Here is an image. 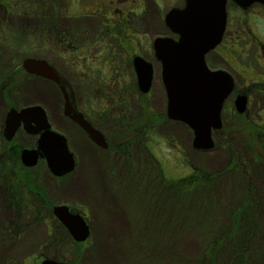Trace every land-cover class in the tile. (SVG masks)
<instances>
[{
	"label": "rangeland",
	"instance_id": "1",
	"mask_svg": "<svg viewBox=\"0 0 264 264\" xmlns=\"http://www.w3.org/2000/svg\"><path fill=\"white\" fill-rule=\"evenodd\" d=\"M18 1L19 8H15L16 3L0 0V89L2 84L6 88L16 85L17 89L23 84L18 91L12 92L10 99L13 104L32 107L30 104L36 103L45 109L52 129L63 134L78 162L74 173L65 182L53 184L46 180V201L21 190L24 193L20 195V215H16L14 210L0 209V248H3L0 249V264H39L43 259L63 260L67 264H193L203 253L208 254L205 251L207 245L213 243L217 246L218 241L226 242L222 240L225 234L221 233L231 231L238 232V235H233L235 237L231 244L222 250L231 249V252L227 251L229 256L218 251L214 263L264 264V167L258 163L262 151L257 148L253 152L249 151L246 148L247 137L242 131L222 135L213 134V131L211 150L194 149L190 129L179 122L158 116L163 112L165 98L157 64H154L148 103H144V96L138 102L136 94L129 89L131 78L126 65L130 56L115 41L106 38L105 42L109 46L106 49L108 57L104 58L105 66L108 67L107 79L114 82L109 85L110 89L115 91L114 84L118 82L121 83L118 86L121 91V79L127 81L125 107L128 114L137 120L136 133L132 134L147 149L141 150L139 143L136 146L129 142L126 147L131 153L126 158L129 162L121 154L126 150L120 147L105 156L99 167H91L86 155L87 147H80L75 142L70 124L57 112L55 114L52 105L40 93L26 92L32 82L38 85L39 82L32 78L21 82L23 76L17 75L14 78L12 68L18 71L22 61L27 58L43 59L53 64L77 92L84 93L90 85L78 82L69 66L71 63L61 54L67 47L58 45L64 37L69 39L70 48L72 36L77 45L83 43L85 37H99L102 22L99 18L94 19L90 29L83 35L82 32L90 22L86 26L81 21L72 24L73 0H34L40 8L29 4L23 10L20 7L22 0ZM139 1L145 7L144 12L150 15L152 23L157 14L164 17L173 7L184 6V0ZM50 2L59 8H49ZM95 3L103 5L101 0H79V11H92ZM119 7L121 10L125 8L122 5ZM252 10L245 13L227 0V25L230 22L233 25L229 26L224 42L232 44L233 49L226 51L222 47L209 52L205 58L209 67L227 71L238 86L245 84L244 80L251 77L248 75L250 72L258 75L264 72V57L260 52V47L264 46V8L255 7ZM140 18H131L130 21L143 24ZM47 27L51 33L55 30L53 35L40 33ZM139 31H143V28ZM230 32H234L232 38ZM149 33L150 36H138L137 45H134L136 54L146 60L152 58V43L154 38H160L156 35H167L165 28L159 25L149 28ZM128 43L120 42L128 53H132L133 50L127 48ZM93 52L94 56H98V52ZM257 81L264 82V79L259 78ZM95 82L93 75L90 84L100 87ZM3 96L0 93V120L11 109L10 102ZM230 106L228 103L227 111ZM248 107L251 122L264 128V121L257 120L256 116L264 115V99L262 102L256 99ZM151 114H157L156 131L144 135L139 131L143 128L144 120L147 121ZM238 120L240 123L242 118ZM102 128L110 139L106 127ZM123 134L128 135V131ZM116 137L114 148L119 144L118 141H122L120 134ZM147 157L149 161L145 163ZM198 175L205 180L199 181V188L208 181L210 183L206 186L213 184L209 194L202 191L190 195L189 191H179L172 185L184 179L198 178ZM62 204L80 212L81 217L85 218L89 227V236L85 242L75 243L66 229L53 218L51 208ZM216 205L222 209L221 218L216 216L221 221L218 225L216 219H212L214 213L217 215L219 212ZM235 216L237 222L232 219ZM14 226L20 227L19 234ZM212 227L216 228L218 234L210 238L212 243H208L210 241L207 236ZM239 240L245 243L248 240L250 252L246 258L241 256L243 249L236 252L235 245ZM257 249H260V255L254 254ZM207 258L212 261L211 257Z\"/></svg>",
	"mask_w": 264,
	"mask_h": 264
},
{
	"label": "flooded vegetation",
	"instance_id": "2",
	"mask_svg": "<svg viewBox=\"0 0 264 264\" xmlns=\"http://www.w3.org/2000/svg\"><path fill=\"white\" fill-rule=\"evenodd\" d=\"M55 0H52L54 2ZM103 2V5L101 4H93L92 11H88L87 9L84 11H79V0H73L72 2V24H75V21H80L84 26H86L89 22V26H86V30H84L82 33L85 35L84 32H87V29H90L93 20L96 18H99L101 20V32H99V37H95L92 39H88L85 37L83 40V43L77 45L75 41H73L72 36V48H70L69 39L67 37H64L59 43V47H67L66 49H63V53L61 52L63 58H67V61L71 64H69L70 67H72V74L77 78L79 83H87V85H90L88 88H85V92H77L75 88L69 85L68 81L61 76V74L55 69L53 64L48 63L47 61L35 58L37 60H43L47 64H49L50 67L55 71L56 74H58L65 82L68 88V91L72 95V104L73 109L76 113H78L82 119L88 124L94 131L97 132V134H100L102 137L101 145L97 144V141L90 138L88 134H86L83 129L77 125L74 121H71L68 117L64 115V98L63 94L60 90V88L57 85H54L51 81H48L44 78L37 77L34 75H30L25 73L21 67L18 69V71H14L12 68V72L14 73V78L17 77V75H22L20 80L23 82L27 78H32L31 80L39 82V85L35 82H32L31 87L26 88V92H38L41 94L42 98H44L46 101L49 102V104L52 105L53 111L57 112V114L61 115L63 120L67 121L71 128H72V137L75 138V142L79 144L80 147H87L86 155L88 159V164L92 167H99V164L102 163V159L106 158L110 153L116 152V149L123 148V150H126V147L129 145V142H133V144L137 143L140 144L139 148L142 150H146V146L142 144V141H138V138L135 136V134H132V132L136 133L135 125H136V118H132L130 114H128L126 107H125V98L126 97V90H125V84L127 81H125V78L121 79L122 81V88L121 91L119 90V84L121 83H115L114 84V90L111 91L110 86L114 82L109 81L110 79H107L108 77V67L105 66V57H108L106 54V49L109 47L106 44V38H109L113 41H115L118 45V47L121 50H125V52L130 56L128 63L126 65V70L129 73V76L131 78L129 82V89L131 93L136 94L135 99L140 102L141 96H144V103H148L147 100H149L150 91L152 87V82L154 78V72L155 67L154 64H157L158 71H159V78L161 79V66L160 63L155 59L154 51L151 46L150 55L152 56L151 59L146 60L144 57L136 54L134 47L136 44V39H138V36L140 37L141 34L145 35H151L149 33V28L154 27L156 25H159L163 28H165L167 35H156L164 38H170L176 40L177 36L174 35L170 29L165 25L164 23V17L160 14H157L154 18V23L150 20V15L146 12H144V5L139 0H101ZM17 3L18 0H11L10 3ZM36 2V3H35ZM50 2L49 8H59V6L55 3ZM94 3V2H93ZM32 5H35L37 8L39 7V4L37 5V1L34 0H22L21 7L28 8ZM119 5H122L124 10H121ZM255 7L264 8V6L259 4H254L251 7L247 9H240L239 10L243 12L253 11L252 9ZM227 14V12H226ZM225 14V15H226ZM140 17V20L143 22V24H134L133 20L131 18ZM92 21V22H91ZM227 15H226V25L225 29L222 35V39L219 45L216 46L214 50H217L219 48H224L226 51H232L233 45H227L225 41V37L229 31V26H232L233 24L230 22L229 25H227ZM142 25V26H141ZM143 28V31H139L140 28ZM139 28V30H138ZM228 29V30H227ZM45 33L46 36L53 35L55 30L53 32H50L49 27L44 28L40 33ZM72 30V35H73ZM43 35V34H42ZM230 38L234 36V32H230ZM55 36V35H54ZM155 40V38H154ZM121 41H128L127 48L132 49L128 53L127 49H125L123 46H121ZM96 42V43H95ZM135 45V46H134ZM98 52V56H94V52ZM260 52L264 57V46L260 47ZM218 56H220L222 59V55L215 52ZM141 58L143 61H146V63L150 64L152 67V81L150 85L149 91L145 94H142L138 88L137 85V79L134 71V59L135 58ZM206 58V56H205ZM206 63V62H205ZM206 66L210 71H223L226 72L232 79V76L225 70L220 68H211L209 65ZM103 69L105 70L103 73ZM97 75H96V74ZM248 74V72H247ZM93 75H95L96 82L99 83L100 87L92 86L91 80L93 79ZM251 75L250 78H247L244 80L245 84L238 86L235 84V81L232 79V90L230 94L227 96V98L223 101L221 111H220V128L213 132V134H230V133H241L247 137V145L246 148L253 152L254 149H260L262 152L260 154L261 161L258 163L264 167V128L262 126L257 125L256 123L251 122L250 120V109L248 105L250 106L251 103H255L256 99L258 102L261 100V102L264 99V82H258L257 79H264V72L263 74H251V72L248 74ZM78 76V77H77ZM19 77V76H18ZM159 79V80H160ZM161 82V80H160ZM41 85V86H40ZM162 85V83H161ZM109 86V88H108ZM23 87V84L20 85L19 88ZM38 87V88H37ZM86 87V86H85ZM163 87V86H162ZM18 88V89H19ZM16 85H10V87L6 88L4 84H2V88L0 89V93L3 94L4 98L10 102L11 109H14L19 111L20 109H23L24 106L18 107L15 106L12 102L11 94L13 91H18ZM164 91V88H163ZM3 92V93H2ZM18 94V93H17ZM238 96H244L246 98V107L245 111L242 114H238L236 112V108L234 105V102ZM164 108L163 112L159 113V117H162L163 119L166 118V97L164 92ZM229 103L230 110L227 111V104ZM36 104V103H35ZM34 103L30 104L31 106H38ZM39 104V103H38ZM48 104V103H47ZM29 105V106H30ZM13 107V108H12ZM27 107V106H26ZM40 107V106H39ZM43 109V108H42ZM262 109H264L262 107ZM10 108L8 109V111ZM44 114L46 116V120L50 126L49 130L52 132H56V134H60L63 136V134L59 131H55L52 129V125L50 120L48 119L47 112L45 109H43ZM149 111V110H148ZM151 112V111H150ZM7 113V112H6ZM6 113L2 116V119L0 120V209L1 210H11L15 212L16 215H20L19 206L22 205V199L20 198V195L24 192L27 195H33L35 197H41L45 201V182L46 180H50L53 182V184H60L65 182V180L71 176L77 166V157L72 152V148L70 149L68 146V149L70 150V153L73 156L74 159V169L69 174L63 176V177H54L46 166L45 159L43 155H40L37 159V162L32 167H26L24 166L20 161V152L22 150H36L38 146V139L43 133V131H39L38 133L31 135L28 134L22 127H18L16 130L14 136L10 141H6L5 138H3V129L5 124V117ZM157 115V114H156ZM156 115L151 114L150 118L142 123L143 128L141 129V133L144 135H147L148 133H151L152 131H156L157 127V119ZM258 117L257 120H263L264 121V115L263 117L256 114ZM242 118V121L239 123V118ZM227 118V119H226ZM140 123V122H139ZM102 126L106 127L107 133L109 132L108 136L110 139L107 138L105 134L104 128ZM35 127V126H34ZM238 127V129H237ZM249 128V130H248ZM58 130V129H57ZM125 131H128L127 134H123ZM131 132V133H129ZM120 134L121 142L114 148V142L115 137ZM123 135V136H121ZM150 136V135H149ZM64 137V136H63ZM65 138V137H64ZM117 138V137H116ZM149 139L146 140L147 143H149ZM67 142V140H66ZM68 145V144H67ZM260 147V148H258ZM257 151V150H256ZM16 153H18V160L16 159ZM123 158L126 162H129L126 158L129 157L131 153H129L127 150L121 152ZM140 153H138L139 155ZM136 155V154H135ZM137 157V156H135ZM145 160V159H144ZM149 158L147 157L145 160V163H148ZM129 165L132 166V163ZM21 190H25L22 192ZM47 192V191H46ZM37 201V200H36ZM35 205V204H34ZM66 204H62L59 206H65ZM57 206V205H56ZM49 207V206H48ZM55 207V206H53ZM52 207V208H53ZM51 208V209H52ZM69 211L72 214H78L80 216L81 213L78 211L73 210L71 207H67ZM52 214V210H51ZM54 218V217H53ZM55 219V218H54ZM85 219V218H84ZM17 228V234H19L18 226H14Z\"/></svg>",
	"mask_w": 264,
	"mask_h": 264
},
{
	"label": "water",
	"instance_id": "3",
	"mask_svg": "<svg viewBox=\"0 0 264 264\" xmlns=\"http://www.w3.org/2000/svg\"><path fill=\"white\" fill-rule=\"evenodd\" d=\"M240 9L252 5L264 6V0H230ZM227 0H184L181 8H172L164 15V23L177 39L155 38L152 43L155 59L161 66V83L166 96V118L185 125L192 132V147L209 151L213 147L211 134L220 128L223 101L232 90V79L223 71H210L205 56L220 44L226 25ZM136 81L146 94L152 81V67L141 58L134 59ZM21 69L30 75L44 78L57 85L64 98V115L79 125L88 136L101 145L97 134L73 109L72 95L66 82L43 60L24 59ZM236 112L242 114L246 98L238 96ZM31 135L43 131L36 150H22L20 161L26 167L36 164L43 155L47 169L54 177H63L74 169V159L66 139L49 130L44 111L39 106L24 107L6 113L3 138L10 141L18 127ZM35 126V127H34ZM54 218L66 229L75 243H83L89 236L86 221L72 214L66 206L52 208ZM39 264H63L43 259Z\"/></svg>",
	"mask_w": 264,
	"mask_h": 264
},
{
	"label": "trees",
	"instance_id": "4",
	"mask_svg": "<svg viewBox=\"0 0 264 264\" xmlns=\"http://www.w3.org/2000/svg\"><path fill=\"white\" fill-rule=\"evenodd\" d=\"M8 1H11V0H8ZM15 8H19V5L16 3L15 5ZM21 7V6H20ZM23 8L24 7H22V10H23ZM24 9H26V8H24ZM16 159L18 160V153H16ZM248 160H249V158L248 157H246ZM244 173H245V169H244ZM198 178H195V177H192V178H188V179H184V180H182V181H180V182H173L172 183V185H173V187H175V188H178L179 189V191H189V194L190 195H194V194H197V193H200V192H202V191H205L206 193H208L209 194V192H210V190H212V188H213V184L211 183L209 186H206V185H208L210 182L208 181V182H206V183H204L205 185L204 186H201L200 188H199V181L202 179V177L200 176V175H198L197 176ZM203 180V179H202ZM203 181H205V180H203ZM203 187H204V189H203ZM251 191V188L249 189V192ZM250 200V199H249ZM248 203L250 202V201H247ZM251 204H253L254 206H256V204L255 203H252L251 202ZM216 208L219 210V212L217 213V215H216V213H214V215H213V218L212 219H216L215 221H216V225H218L217 223H219V221H220V219L218 220V217H220L221 218V215H222V213H221V211H222V209H221V207H219V206H217L216 205ZM221 209V210H220ZM225 209V208H224ZM223 209V210H224ZM216 216H218L217 218H216ZM233 219V221L234 222H237V220L236 219H238L237 218V216H235V217H233L232 218ZM221 222V221H220ZM220 232V231H219ZM215 234L217 235L218 234V231L216 230V228L215 227H212V231H210V232H208V236H207V239L210 241V238H214L215 237ZM222 235H224L225 234V237L223 236L222 237V240L223 239H225V241L226 242H220V241H218L217 242V246L216 245H214L213 243H212V241H210V242H208V243H212V244H210V245H207V247L205 248V251H207L208 252V254L206 255V254H204L203 253V255L202 256H200L199 257V260L197 261V262H195V263H193V264H207V261H209V263L208 264H215L214 262H215V259H216V255L221 251L222 252V250L224 249V248H227L228 247V245L229 244H231V241H233V238L235 237V236H237L238 235V232L236 233H234V231H231V233L230 232H227V234L226 233H221ZM236 234V235H235ZM233 235H235V236H233ZM253 236H255V234H253ZM212 238V239H213ZM246 241V240H245ZM243 246V247H242ZM235 249L237 250L236 252H240V250L241 249H243V250H241L242 252H241V256H245V258L246 257H248V254H249V252H250V248L248 247V240L246 241V243L245 242H243V241H240L239 240V242L238 243H236V245H235ZM242 247V248H241ZM219 251V252H218ZM227 251H228V253L229 252H231V249H225V251H223L222 253H225L226 255H228V253H227ZM258 253H261L260 252V249L258 250L257 249V251L254 253V254H257V255H260V254H258ZM256 255V256H257ZM207 256L208 257H211V262H210V260L207 258ZM229 256V255H228ZM58 262H62L63 264H67V263H65V261H63V260H57ZM190 264V263H189Z\"/></svg>",
	"mask_w": 264,
	"mask_h": 264
},
{
	"label": "crops",
	"instance_id": "5",
	"mask_svg": "<svg viewBox=\"0 0 264 264\" xmlns=\"http://www.w3.org/2000/svg\"><path fill=\"white\" fill-rule=\"evenodd\" d=\"M0 249H3V248L1 247ZM0 253H1V251H0Z\"/></svg>",
	"mask_w": 264,
	"mask_h": 264
}]
</instances>
